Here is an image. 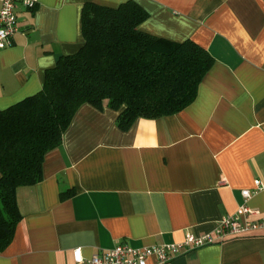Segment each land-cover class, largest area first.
<instances>
[{"label": "crops", "instance_id": "obj_1", "mask_svg": "<svg viewBox=\"0 0 264 264\" xmlns=\"http://www.w3.org/2000/svg\"><path fill=\"white\" fill-rule=\"evenodd\" d=\"M127 1L20 7V31L0 50V110L39 93L47 70L83 47L86 3L116 8ZM134 1L150 14L141 30L174 42L192 39L214 65L184 111L139 118L128 131L117 125L119 111L83 105L63 144L47 154L43 180L17 190L23 219L0 264H76V249L89 259L120 243H182L188 233H213L238 212L242 191L264 181V0ZM248 206L261 213L251 219H260L264 190ZM170 264H264V230Z\"/></svg>", "mask_w": 264, "mask_h": 264}, {"label": "trees", "instance_id": "obj_2", "mask_svg": "<svg viewBox=\"0 0 264 264\" xmlns=\"http://www.w3.org/2000/svg\"><path fill=\"white\" fill-rule=\"evenodd\" d=\"M149 17L134 0L116 8L86 3L83 47L47 70L39 93L0 110V252L23 219L17 190L43 180L47 154L63 144L83 105L119 111L117 125L128 131L139 118L172 116L196 100L215 59L192 39L174 42L144 32Z\"/></svg>", "mask_w": 264, "mask_h": 264}, {"label": "built area", "instance_id": "obj_3", "mask_svg": "<svg viewBox=\"0 0 264 264\" xmlns=\"http://www.w3.org/2000/svg\"><path fill=\"white\" fill-rule=\"evenodd\" d=\"M0 50L10 47L15 35L20 31L18 9L33 10L39 0H0ZM264 190V181H255L254 189L242 191L244 203L238 212L225 216L216 226L213 233L196 236L186 235L182 243L156 245L134 248L127 243L117 244L113 249L85 259L80 249L74 251L76 264H149L150 259L155 264H170L189 251L201 249L210 245L220 244L233 236L249 235L264 230V215L258 220H252L254 215H261L248 206L249 199L257 192Z\"/></svg>", "mask_w": 264, "mask_h": 264}]
</instances>
